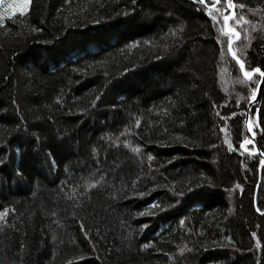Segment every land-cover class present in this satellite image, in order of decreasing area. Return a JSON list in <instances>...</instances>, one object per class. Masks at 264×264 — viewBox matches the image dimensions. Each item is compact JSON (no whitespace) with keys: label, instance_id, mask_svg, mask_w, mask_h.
Masks as SVG:
<instances>
[{"label":"trees","instance_id":"16d2710c","mask_svg":"<svg viewBox=\"0 0 264 264\" xmlns=\"http://www.w3.org/2000/svg\"><path fill=\"white\" fill-rule=\"evenodd\" d=\"M233 4L231 53L223 0L215 21L193 0H30L4 18L0 264H264V85L249 106L260 74L233 59L264 71V0Z\"/></svg>","mask_w":264,"mask_h":264},{"label":"snow or ice","instance_id":"6c2138e0","mask_svg":"<svg viewBox=\"0 0 264 264\" xmlns=\"http://www.w3.org/2000/svg\"><path fill=\"white\" fill-rule=\"evenodd\" d=\"M133 2H135V0H133ZM193 2L198 3L200 5H203L205 7V9H207V11H205V15L209 16V18L212 19L213 21L216 20V16L212 15L211 10L215 9L217 12H219L217 5L220 3V0H212V2L210 4H209L208 0H193ZM29 3H30V0H22L23 6L19 7L18 9L14 8L13 10L14 11L18 10L21 14H23L24 7H26ZM223 3L225 5H228L229 7H235V5L233 4V0H223ZM239 6L241 8L244 7L243 4H241ZM123 15L127 16L129 14L124 13ZM230 19H232L231 13L229 15H223V20H224V25H225V34L228 35V40H227V44L229 46L228 51L231 53L232 52V44H233L232 37L236 36L239 38V33H237L234 29H231L228 27V22ZM3 20H4V15H3V13H0V26H3L2 25ZM239 21H244V17L240 16ZM128 23H134V20L128 21ZM36 31H39V29H36ZM172 34L175 35V32H173ZM217 43H221V41L218 40ZM129 46H132V45H129ZM233 59H235L236 64L239 65L240 72L243 74V76L245 78L250 79L254 73H259L260 76L262 78H264V71H262L260 68H253L249 71V70L245 69V64L239 58H237L235 55H233ZM261 85H264V79H262L257 84V88L252 90L250 101H249L250 103H255V101L257 99V90L260 88ZM97 99H99V97H97ZM13 103H15V101H13ZM17 114H19V113H17ZM233 115H235V113ZM257 115H259V114H257ZM221 119H224V118L221 117ZM21 123H24V121L22 120ZM137 124H139V121L137 122ZM17 127L19 128V125ZM25 131H27V129H25ZM221 131H223V129H221ZM247 132L248 133L253 132V126H252L251 122L248 123ZM34 138L36 140H38V137H34ZM251 143H253L252 140L244 139L240 143V148L245 149V146L249 145ZM16 151L19 154V151H20L19 148H17ZM49 155H51V154H49ZM259 155L264 156V152L259 153ZM152 159H153V157L151 155H149L148 160L151 161ZM7 163H8V158L6 156L4 158H0V166H6ZM44 163H45V166H47V163H48L47 157L45 158ZM259 165L261 167H264V159H261L259 161ZM13 179L18 181V182H29L30 183L33 180V176H32V174H30L28 172V170L26 168L18 166L14 169ZM200 187H201L200 185H197L196 187L186 186L185 190L176 192V193H174V195L180 196V197H185L186 199H189V200H193V199H195L201 195V192L197 190ZM179 203L180 202L177 201V204H179ZM149 207L157 209L160 213H164V212H167L170 208L176 207V204H169L167 207H163V206H161V204L159 202H154L153 204L149 205ZM257 211L259 212L260 209L257 208ZM152 214L155 215L157 213L153 212ZM140 215H144V213L142 212V213H140ZM261 215H264V212H262ZM180 223L184 224V221L181 220ZM145 227H147V225L141 226L142 229ZM253 237H255V233H253ZM189 251H190V249H189Z\"/></svg>","mask_w":264,"mask_h":264},{"label":"rangeland","instance_id":"374dc122","mask_svg":"<svg viewBox=\"0 0 264 264\" xmlns=\"http://www.w3.org/2000/svg\"><path fill=\"white\" fill-rule=\"evenodd\" d=\"M30 3L24 7V11H27L29 8ZM22 0H2L0 1V13H3L4 18L9 17V16H14L16 14H19L20 12L18 10H13L18 9L19 7H22ZM224 30H225V25H224Z\"/></svg>","mask_w":264,"mask_h":264},{"label":"water","instance_id":"95a60500","mask_svg":"<svg viewBox=\"0 0 264 264\" xmlns=\"http://www.w3.org/2000/svg\"><path fill=\"white\" fill-rule=\"evenodd\" d=\"M233 12H234V7L231 8V14H233ZM262 79H263V78L260 76V80H259V82H260ZM260 89H261V86H260V88L257 90V99H256L255 103H250L249 106H253L254 104H256V103L258 102L259 97H260ZM256 117H257V114H256ZM245 123H246V125H247V117H246ZM249 135H250L251 140L253 141L254 146L256 147V143H255L254 137H253L250 133H249Z\"/></svg>","mask_w":264,"mask_h":264}]
</instances>
